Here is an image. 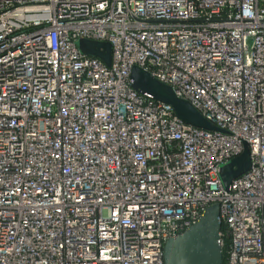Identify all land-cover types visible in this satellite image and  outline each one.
Masks as SVG:
<instances>
[{
	"label": "built area",
	"instance_id": "obj_1",
	"mask_svg": "<svg viewBox=\"0 0 264 264\" xmlns=\"http://www.w3.org/2000/svg\"><path fill=\"white\" fill-rule=\"evenodd\" d=\"M134 67L219 130L141 94ZM214 204L224 264H264V0H0V264H166Z\"/></svg>",
	"mask_w": 264,
	"mask_h": 264
},
{
	"label": "water",
	"instance_id": "obj_2",
	"mask_svg": "<svg viewBox=\"0 0 264 264\" xmlns=\"http://www.w3.org/2000/svg\"><path fill=\"white\" fill-rule=\"evenodd\" d=\"M77 44L84 54L98 57L107 65H111L112 45L109 42L80 39ZM131 78L132 85L137 91L170 104L185 122L209 130H219L190 101L179 97L171 86L162 83L150 72L141 67H134ZM251 164V153L246 144L240 156L222 166L220 178L224 188L229 190L234 179L247 172ZM221 232L220 205L214 204L204 211L197 223L183 234L166 242L164 250L166 264H224Z\"/></svg>",
	"mask_w": 264,
	"mask_h": 264
},
{
	"label": "trees",
	"instance_id": "obj_3",
	"mask_svg": "<svg viewBox=\"0 0 264 264\" xmlns=\"http://www.w3.org/2000/svg\"><path fill=\"white\" fill-rule=\"evenodd\" d=\"M227 257V248H224V260H226Z\"/></svg>",
	"mask_w": 264,
	"mask_h": 264
}]
</instances>
